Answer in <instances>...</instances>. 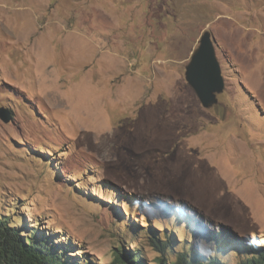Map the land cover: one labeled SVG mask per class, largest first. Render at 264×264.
Returning a JSON list of instances; mask_svg holds the SVG:
<instances>
[{
    "label": "rangeland",
    "instance_id": "1",
    "mask_svg": "<svg viewBox=\"0 0 264 264\" xmlns=\"http://www.w3.org/2000/svg\"><path fill=\"white\" fill-rule=\"evenodd\" d=\"M204 31L211 108L184 77ZM0 108L11 226L94 264L152 260L149 233L227 264L263 251L264 0H0Z\"/></svg>",
    "mask_w": 264,
    "mask_h": 264
},
{
    "label": "trees",
    "instance_id": "2",
    "mask_svg": "<svg viewBox=\"0 0 264 264\" xmlns=\"http://www.w3.org/2000/svg\"><path fill=\"white\" fill-rule=\"evenodd\" d=\"M0 220V264H94L87 259L72 256L69 243H59L37 235L28 226H11ZM148 242L156 256L148 260L138 249H114L111 264H227L218 254H199L193 248L177 250L173 236L165 234L162 240L149 233ZM245 254L235 264H264V249H244Z\"/></svg>",
    "mask_w": 264,
    "mask_h": 264
},
{
    "label": "water",
    "instance_id": "3",
    "mask_svg": "<svg viewBox=\"0 0 264 264\" xmlns=\"http://www.w3.org/2000/svg\"><path fill=\"white\" fill-rule=\"evenodd\" d=\"M184 77L202 107L211 108L217 104V96L224 89V80L209 31L200 35L198 45L185 66ZM0 120L4 123L10 120L6 110L1 108Z\"/></svg>",
    "mask_w": 264,
    "mask_h": 264
},
{
    "label": "bare ground",
    "instance_id": "4",
    "mask_svg": "<svg viewBox=\"0 0 264 264\" xmlns=\"http://www.w3.org/2000/svg\"><path fill=\"white\" fill-rule=\"evenodd\" d=\"M99 143V142H98ZM98 145V144H97ZM100 145V144H99Z\"/></svg>",
    "mask_w": 264,
    "mask_h": 264
}]
</instances>
